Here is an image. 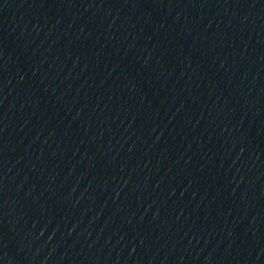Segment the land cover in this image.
Wrapping results in <instances>:
<instances>
[{
  "label": "water",
  "instance_id": "95a60500",
  "mask_svg": "<svg viewBox=\"0 0 264 264\" xmlns=\"http://www.w3.org/2000/svg\"><path fill=\"white\" fill-rule=\"evenodd\" d=\"M0 264H264V0H0Z\"/></svg>",
  "mask_w": 264,
  "mask_h": 264
}]
</instances>
